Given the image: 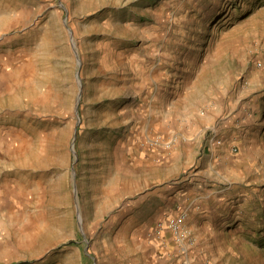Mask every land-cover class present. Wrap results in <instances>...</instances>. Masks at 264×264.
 I'll list each match as a JSON object with an SVG mask.
<instances>
[{
	"label": "rangeland",
	"instance_id": "374dc122",
	"mask_svg": "<svg viewBox=\"0 0 264 264\" xmlns=\"http://www.w3.org/2000/svg\"><path fill=\"white\" fill-rule=\"evenodd\" d=\"M0 10V245L33 249L2 264H61L66 253L62 264H129L115 210L123 136L177 135L147 116L186 84L193 98L229 92L242 144L203 140L196 162L213 143L245 166L210 214L215 236L198 238L188 216V237L164 234L193 264H264V0H0ZM228 128L219 120L204 136Z\"/></svg>",
	"mask_w": 264,
	"mask_h": 264
},
{
	"label": "crops",
	"instance_id": "0c3cea01",
	"mask_svg": "<svg viewBox=\"0 0 264 264\" xmlns=\"http://www.w3.org/2000/svg\"><path fill=\"white\" fill-rule=\"evenodd\" d=\"M2 57L0 67L4 61ZM155 97L153 92L151 99ZM165 98L163 94L159 105L149 106L148 125L172 123L175 126L173 130H178L177 135L123 136L126 140L124 163L127 166L122 171L127 179H123L119 187L122 191L119 200L116 198L118 206L115 210L117 218L123 221L119 238L121 248L130 254L129 257L124 256L129 264H193L188 262L190 253L175 242L171 234L166 232L164 238L151 237L153 227L175 212L187 210L189 227L198 238L215 236L217 231L207 224L211 220L210 214L217 211V206L232 200L234 185L227 184L233 181L232 175H238L236 180L243 179V156L241 153L233 154L226 146L214 147L212 143L213 147L196 162L203 140L208 142L211 138L213 142L215 138H231V148L239 144L238 136L230 133L238 114L230 112L233 102L229 92L223 90L220 95L209 90L208 95L193 98L191 87L186 84L185 91L174 96L173 101L179 105ZM177 106L180 110L175 112L171 109ZM219 120H223L225 128L229 127L225 132L231 135L204 136L205 131ZM201 134L203 136H199ZM159 137L161 142H157ZM239 145L242 151V144ZM25 243L3 242L0 245V264L18 261L19 248L31 250L29 243ZM199 248L203 249L202 246ZM66 254L60 257V262L69 261L70 253ZM209 264L222 263L210 261Z\"/></svg>",
	"mask_w": 264,
	"mask_h": 264
},
{
	"label": "built area",
	"instance_id": "2783aa9c",
	"mask_svg": "<svg viewBox=\"0 0 264 264\" xmlns=\"http://www.w3.org/2000/svg\"><path fill=\"white\" fill-rule=\"evenodd\" d=\"M157 142H161V137H159L157 139ZM233 150L237 151L238 147L233 145ZM188 213L186 210H183L182 212H180L178 215L170 217L166 224L163 223H159L158 224V229L156 230V234L158 236H163L164 232H165V227H168V229L176 236H178L179 238L182 237H188L190 231L188 229H186L184 227L185 225V221L187 219Z\"/></svg>",
	"mask_w": 264,
	"mask_h": 264
}]
</instances>
